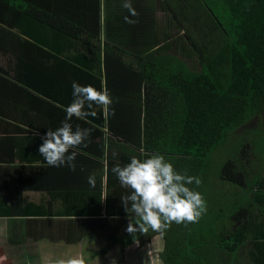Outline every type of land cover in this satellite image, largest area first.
<instances>
[{"label":"trees","instance_id":"1","mask_svg":"<svg viewBox=\"0 0 264 264\" xmlns=\"http://www.w3.org/2000/svg\"><path fill=\"white\" fill-rule=\"evenodd\" d=\"M124 2L102 0L101 7V0H0V89H6V93L10 91L6 87H13L14 93L21 89L62 112L60 98L69 103L66 98H71V88L58 85L60 71L55 62L73 61L71 65L80 76L79 84H90L97 90L107 88L118 105L119 115L128 118L120 123L116 115L106 116L103 109L95 105L94 117L76 118L93 124L89 125L92 130L89 146L76 150L78 171L74 172L80 178L91 171L106 173V195L104 202L98 200L96 211L89 208L84 211L78 195L82 186H65L66 190L49 186L45 192L48 199L35 203L25 201L22 188H19L21 194L11 198L12 201L2 200L5 194L2 195L0 184V217L19 219L17 221L26 228L23 238L18 236L14 243L23 242V247L10 254L20 264H37L40 242L48 243L43 248L46 255L52 248L51 243L59 239L68 245L74 244V248L80 239L91 237L96 243L92 242L95 247L88 256L100 260L114 246L124 250L132 244L128 236H138L140 242L145 243L157 234L164 242L159 254L161 264H210L211 242L193 244L188 235L190 228L198 223L202 225L205 220L217 224L222 215L212 211L216 216L212 220L209 209L195 223L173 222L166 230L155 231L156 234L148 230L117 236L116 219L122 218L127 225L129 216L134 217V214L127 213L121 202V197L130 194L131 189L127 192L121 189L111 169L117 163L121 166L129 163L133 156L146 158L135 151L143 149L164 155L170 163L174 160L177 171L179 164L189 162V174L200 175L204 157L227 136L231 137L229 130L236 128L233 126L243 129L251 121L249 108L264 105V0H131L138 16H131L123 7ZM76 5L83 8L77 16L71 11ZM58 6L60 9L69 7V10L60 12ZM11 13L21 22L14 24L9 17ZM126 16L136 22H125ZM88 20L94 24L91 30ZM4 23L10 26L5 27ZM52 24H56V28ZM75 26L77 28L73 29ZM13 27L18 28H14L21 40H17L18 45L11 33ZM34 27L42 33L60 32L61 44L57 40H34ZM100 31L105 35L101 36ZM62 34L77 35L78 43H68ZM69 45L78 52L68 54ZM32 46L47 55V59H43L46 72L42 80L39 76L38 82L35 73L28 80L18 71L23 55ZM127 95H135L134 115L132 106L131 113L125 107L131 99ZM260 113L264 114L262 110ZM0 114H4L1 109ZM104 149L107 151L106 172ZM248 155L247 151L246 162L238 165L231 160L222 170L223 181L234 182L243 189L236 196L239 198L234 197V202L240 206L241 198H245L247 203L241 205L237 216L231 215L238 224L236 230H228L230 222L217 224L221 232L215 236L219 239L216 248L230 255L244 244L253 263L264 264V168L254 174L250 167L255 158L251 153L248 160ZM195 162L197 166L192 169L191 164ZM15 168L18 166H12ZM51 168L46 167L47 177L64 173ZM254 175H258V183L250 190L249 180ZM223 181L219 182V187L221 184L223 187ZM68 182L71 181L64 180V184ZM55 191H59L60 204L53 209L51 200L55 201ZM66 191L74 197L64 196ZM199 192L206 203L201 186ZM103 207L105 218L100 217ZM91 215L96 217H88ZM63 231L66 233L61 234ZM248 237L252 238L251 242L246 241ZM100 241L104 244L98 243ZM25 243L29 245L24 246ZM250 245L253 249H249Z\"/></svg>","mask_w":264,"mask_h":264},{"label":"crops","instance_id":"2","mask_svg":"<svg viewBox=\"0 0 264 264\" xmlns=\"http://www.w3.org/2000/svg\"><path fill=\"white\" fill-rule=\"evenodd\" d=\"M102 6L103 3L101 0V7ZM82 9L83 8L76 5L71 9V11L74 13V15L77 16ZM68 10L69 7L60 9L58 6V11L60 12H65ZM12 15L15 14L11 13L9 17L13 18ZM11 21L14 24L21 22L16 18H13ZM88 24L90 26L89 29L91 30V27H94V24L89 20H88ZM102 24H103V15L101 14V25ZM3 25L5 27L10 26V24L8 23H4ZM52 26L56 28L57 25L52 24ZM14 28L15 27L11 28V33L16 38V44L18 45L17 40H19L20 42L21 40L20 38H17L18 30H15L18 28L15 29ZM34 28L36 31V35H35L36 37L31 36L34 40L40 42L41 41L51 42L53 40H57L61 44V39H63V37L60 36L61 33L58 32L56 29L55 30L60 35L54 32L42 33L41 30H39L38 28L36 27ZM76 28L77 26L73 27V29ZM81 29L84 30V28ZM100 34L101 36L105 35V33H103L102 31H100ZM63 36L66 38V41L68 43L71 44L78 43L77 35L72 36L71 34V36L69 35H63ZM92 39L93 41L95 40L93 36ZM100 40L103 41V39L101 38ZM60 44L57 43V46H60ZM69 46H70V50L67 51L68 54L70 53V55H74L75 53L78 52V50L71 48V45ZM100 55L103 57V54L100 53ZM43 59H47V55L45 54V52L43 54L39 51V49L32 46V48L23 55L22 60L20 61L22 67L19 68L18 71L21 72L26 78H28V80L29 78H31V75L35 73L36 82H38L39 76L40 79L42 80L44 73L46 72L45 67L43 65ZM72 63L73 61L69 63L64 61L55 62V65L59 68L60 71L58 85L59 86L67 85L71 88V98H66L63 95L67 100H69V103H66L63 98H60L62 101L61 102L62 112L59 111L57 107L51 105H45V102L40 101L38 97L29 95L24 91H21V89L20 90L16 89L15 93L13 89H11L13 87H6L8 90H10L8 93L5 92L6 89L5 90L0 89V109L4 112V114H0V184H1V189L3 191L2 195L5 194L4 196H2V200L12 201L11 198L16 197L18 194H21V190L19 188H22L24 190L23 197L26 202L42 203V200L45 202L46 199H48V196L45 195V192L48 191L49 186H56V188L61 187L62 190H66V187L74 188V187L82 186L81 187L82 189H80L78 195L82 198L83 207L85 208L84 211H86L87 208L96 211L98 208V203H97L98 200L104 202V198L106 195V190H105L106 173L102 175L97 171H91L86 174V177L80 178V176L75 173L78 170L74 172L71 171L67 166H61V167H52L51 169L56 172L64 171L63 174L61 173L63 176L60 173H57L52 177H47L46 167L48 166V164L44 160L43 156L39 153V147L43 143L41 137H43L49 129L55 130L58 127H60L61 122L66 119L65 108L73 100V89H72L73 81L80 83V76L78 75V73H76L75 66L71 65ZM101 67L103 71L104 68L103 63L101 64ZM107 73L109 76V72ZM1 80L2 79H0V81ZM41 83H43V81H41ZM80 85L87 86L90 84H80ZM128 96L131 97V99L129 100L128 104H125V107H127L129 112L131 113V106H132V113L134 115V109L137 106V104L134 102L135 95H127L126 97ZM112 101L113 103L110 107L111 109H114V115H116L117 121L120 123H124L128 121V118L126 116L119 115L118 105L117 103L114 102L113 99ZM140 117L142 119L144 118V114L142 112L140 113ZM70 123L73 125L74 130L77 126H79L80 128L91 129L89 125L93 124L92 122H87V121L80 122L75 117L72 118ZM91 136H92V130H91ZM95 141L98 142L99 140L96 139ZM76 150L77 149H72L70 151H76ZM135 151L136 154L142 155L143 157L145 155L146 157H148L152 154H157L156 152L154 151L150 152L149 150L148 152H145L143 149H139ZM104 153H105L104 166L106 172L107 151L105 149H104ZM116 154L118 156L121 154L119 148ZM12 166H18V168L12 169ZM70 171L71 174H69ZM90 174L95 175V181H96L95 187L90 186L88 183L87 177ZM66 179H69L71 182L64 184V180ZM34 188L36 189V191H33ZM120 188L126 192L128 190V188H124L122 186H120ZM67 192L68 191L64 192V196L74 197V194L69 193L67 195ZM54 197H55V201L51 200L53 209L60 204L58 202L59 191H55ZM93 202H96V204H93ZM100 215L101 218L103 217L105 218L104 207L102 208ZM214 215L212 213L210 215V218L212 220L214 219V217H216ZM232 216L230 215V218L232 220L230 219L229 221L230 223L228 224V230L230 231L236 230L237 228L236 226H238V224H236V222L233 220ZM88 217L93 218L96 216L91 215ZM132 218L135 219L134 217ZM17 220L19 219L7 217V216L0 217V240H2V242L0 241V249L2 250V252L0 253V264H20V261H18L16 258L10 257V254H12L14 250H19L20 248L23 247V242H20L18 245L14 243L17 241L18 236L20 238H23V236L26 233V228L23 226V224H21ZM116 220H118L117 227L115 228V231H117L116 235L117 236L125 235L127 233V225L124 223L122 218ZM124 220H127V218H125ZM77 232L80 233V231ZM220 232L221 229L219 228V225L217 224L214 225L212 222H209L207 220H205L202 225H199L198 223L195 225V227L190 228L189 233L187 231L190 237L189 238L190 242L193 244L200 243L205 240L211 242L212 245L210 252L212 253V255H208L210 264H255L253 263V259L251 258V255L247 251L246 245L244 244H242L241 247H239V249L234 254H230V255H227V253L224 250L222 251L218 250L216 248V242L219 239L215 238V236L220 235ZM65 233L66 231L61 232V234H65ZM153 233L156 234L155 231ZM128 237H130V240L132 242V244L128 246L133 247V249L126 250L123 251V253H121L120 250L121 246H118V249L121 254H120V258L118 257L116 258L117 260L124 261L126 259V254L128 252H131L132 256H137L143 252L148 251L149 259L151 263L161 264V260L159 259V254L163 251V244H164L161 235L159 234L154 235L150 240H147L145 243H141L140 240L137 238L138 236L135 237L128 236ZM90 239L92 238L91 237L82 238L77 244L83 246L86 243V241H89ZM246 241L251 242L252 238L248 237ZM41 243L45 245L48 244L46 242H40L39 244ZM98 243L104 244V242L102 241ZM28 245L29 243H25L24 246H28ZM51 245H52L51 249L57 248L58 250H60L59 247L68 248L69 246H72L74 244L68 245L63 240L59 239L55 243H51ZM127 248L128 247L126 246L124 250ZM249 249H253V246L250 245ZM101 260H98L97 262H101Z\"/></svg>","mask_w":264,"mask_h":264},{"label":"clouds","instance_id":"3","mask_svg":"<svg viewBox=\"0 0 264 264\" xmlns=\"http://www.w3.org/2000/svg\"><path fill=\"white\" fill-rule=\"evenodd\" d=\"M123 7L131 16H138L132 7L131 0H125ZM125 22L132 24L135 20L125 17ZM73 100L65 108L66 119L55 130L49 129L41 137L43 143L39 153L51 167L67 166L71 171L76 170L77 151L72 149L87 148L90 143L91 129L80 128L75 130L70 123L73 117L86 119L95 116L93 106L103 109L105 115L113 114L110 109L113 101L107 88L97 90L92 85L82 86L73 81ZM83 171V168H81ZM111 171L117 176L124 188L131 189V193L121 197L129 216L127 232L146 233L166 230L173 222L195 223L206 211L205 200L200 192L188 187L195 183L199 185L197 177L177 172L173 164L168 162L162 154H152L144 159L131 157L130 162L121 166L117 163ZM90 186L95 187V175L87 177ZM130 205V207H129ZM50 264H86L83 257L57 259Z\"/></svg>","mask_w":264,"mask_h":264},{"label":"rangeland","instance_id":"4","mask_svg":"<svg viewBox=\"0 0 264 264\" xmlns=\"http://www.w3.org/2000/svg\"><path fill=\"white\" fill-rule=\"evenodd\" d=\"M261 110L264 112V105L262 107L251 106L249 108L251 121L244 125L243 129L241 127L238 128L237 126H233L236 128H231L229 130L228 135L231 134V137L228 138L227 136L225 141L219 147L204 157V169L200 175L198 173H195L194 175L189 174V162H183L182 164H179L178 170H180H176L181 174L197 177L200 180L199 185L193 183L188 185V187L199 192L201 186L207 201L205 203L206 210L209 209L210 214L213 211L216 215H222L221 219H218L217 224L229 222L230 215L236 214L237 216V213L241 209V205L247 203L245 198H241L243 203L240 206L238 205L239 203H235L233 201L234 197H240L236 196L243 189L239 188L234 182L223 181L221 179L224 166L231 160L235 161L238 165L244 163V161L246 162V154L248 151V160L251 153L255 158L253 161V166L250 167L252 172H254V174H258L260 173V169L264 168V114L260 113ZM251 111H253V114H251ZM172 164L173 166L175 165L174 162ZM191 166L192 169H195L197 166L196 162L191 164ZM222 181L224 182L223 187L222 185L219 187L218 184ZM249 182L250 185L248 188L252 190L253 185L258 183V175H254L253 179L249 180ZM223 205L225 206L223 207ZM247 205L248 204H246V206ZM0 241L2 242V240ZM90 242L96 243V241L90 239L89 241H86L83 246L77 244V246L74 248L69 246L68 248L59 247L60 250L57 248L50 249L46 255L43 251L45 244L41 243L39 244L37 251L39 254L37 264H50L51 261L57 259H68L73 257H83L86 264H152L149 259L148 251L137 256H132L131 252H128L124 261L117 260L116 258H120V254L123 253V251L133 249V247L127 246L128 248L121 250L120 253L118 247H116L117 245L114 246V248L107 255L103 256L101 258L102 260L100 259L101 262H97L98 260H93L88 256L89 251L95 247ZM103 247H105V245L99 249ZM1 252L2 250L0 249V253Z\"/></svg>","mask_w":264,"mask_h":264}]
</instances>
